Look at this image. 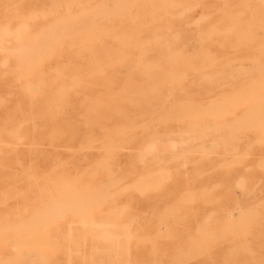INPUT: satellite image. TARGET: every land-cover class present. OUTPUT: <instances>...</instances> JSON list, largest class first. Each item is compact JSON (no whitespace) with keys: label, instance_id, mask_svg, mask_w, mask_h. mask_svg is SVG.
Instances as JSON below:
<instances>
[{"label":"rangeland","instance_id":"1","mask_svg":"<svg viewBox=\"0 0 264 264\" xmlns=\"http://www.w3.org/2000/svg\"><path fill=\"white\" fill-rule=\"evenodd\" d=\"M67 1L0 0V27L12 8L10 30L45 27ZM130 10L108 23L140 39H0V259L264 264V121L240 124L264 111V0H131ZM232 24L236 34L204 37ZM28 213L30 224L16 222ZM27 231L33 243L19 244Z\"/></svg>","mask_w":264,"mask_h":264},{"label":"bare ground","instance_id":"2","mask_svg":"<svg viewBox=\"0 0 264 264\" xmlns=\"http://www.w3.org/2000/svg\"><path fill=\"white\" fill-rule=\"evenodd\" d=\"M109 1H112V3H109ZM102 2V4L101 3H98V4H100V5H98V6H95L94 7V5L95 4H93V6L91 7H79V0H68L67 2H66V4H65V6L64 7H61V11H60V13H58V15H54V18H53V20H52V22L50 23V24H48L47 26H45V27H39V28H37V29H34V30H31V29H28L25 25H20V26H18L17 28H15L14 30H10L9 29V27H8V24L10 23L9 22V20L11 19H14L17 15H16V13H17V11L15 10V8H12V9H9V10H11V11H8V12H6L5 14V18L7 19V26H6V24H4L3 26H1L0 27V39H2V38H6V37H9V36H12V35H16V38L15 39H17V38H19V39H25V41H26V39H28L26 42H28V41H32V40H29V39H39L40 40V42H43V41H45V42H43L44 43V45L47 43V42H52V40L51 39H57L58 41H59V39H76V37H80V39H90L91 37L90 36H92V35H97L98 34V32L100 33V32H103V33H105V35L108 37V39H140L137 35H138V33H137V31L136 30H134V29H130V28H123V29H121V30H119V29H115L114 27H112V25H109V23L108 22H110V21H112V20H124L125 18H127L128 16H131V10H130V4H131V0H102L101 1ZM84 3V2H83ZM96 3V2H95ZM86 5V4H85ZM55 8H53V11H56V9L54 10ZM48 10V9H47ZM52 11V10H51ZM48 12V11H47ZM46 12V13H47ZM38 13H40V15H41V17H43L42 15H43V13H41L40 11L38 12ZM48 13H50V12H48ZM45 14V13H44ZM10 20V21H11ZM239 27H240V25H237V24H232L231 26H229V27H227V28H225L224 30H219V29H216V28H214V29H212V31H210L208 34H204V37H208L209 35H211V34H217V33H222V34H225V35H231V34H236L237 32H238V30H239ZM157 26H154V27H152L151 29H152V32H153V34H155L154 35V37H153V39H159L160 37L156 34V31H157ZM15 37V36H14ZM96 38V37H95ZM42 39V40H41ZM236 39H239L237 36H236ZM8 40V39H7ZM56 40V42H58ZM25 41H23V42H21V43H24ZM55 41V40H54ZM53 41V42H54ZM19 42V41H18ZM33 43H34V46H35V42L34 41H32ZM50 42V43H51ZM20 43V44H21ZM39 43V41L37 40L36 41V48L34 47V49L35 50H37V52H39L38 51V49H37V44ZM42 43V44H43ZM20 44H18V45H20ZM25 44H29L30 45V42L29 43H25ZM48 44V43H47ZM42 46V45H41ZM46 46V45H45ZM19 47V46H18ZM9 48V47H8ZM32 48V46H29V50H31L32 52H33V48ZM39 48V47H38ZM47 48V47H46ZM46 48H44V49H46ZM6 49V48H5ZM56 49V48H55ZM0 50H3V48H0ZM8 50V49H7ZM11 50H13V49H11ZM28 50V51H29ZM58 50V49H57ZM4 51H6V50H4ZM23 51V50H22ZM27 51V52H28ZM30 51V52H31ZM18 52V51H17ZM16 52V53H17ZM26 52V53H27ZM31 52V53H32ZM14 53V52H13ZM26 53H23L24 55H26V56H28V54H26ZM30 53V57L32 56V54ZM34 53V52H33ZM46 53H48V52H46ZM18 54H20V52L19 53H17V55ZM17 55H16V57H17ZM21 55V54H20ZM20 55H18V57H20ZM34 56V55H33ZM21 57H22V55H21ZM20 57V58H21ZM29 57V56H28ZM23 58H24V56H23ZM26 59H27V57H26ZM22 60V59H21ZM24 60H25V58H24ZM22 67V66H21ZM22 69V68H21ZM23 70V69H22ZM23 73V72H22ZM19 74V73H18ZM17 74V76H20V75H18ZM16 76V78L18 79V77ZM16 79V80H17ZM25 86H26V84H25ZM63 87V86H62ZM263 98H264V96H263ZM263 98H257V99H255V100H253L254 101V106H255V101L256 100H262ZM264 101V99L262 100V101H259V104L257 103V101H256V106H255V110H257V108L259 109V108H263V106H262V102ZM261 102V103H260ZM226 103V102H225ZM253 105V104H252ZM217 106H218V104H217ZM258 106H260V107H258ZM262 106V107H261ZM250 108L252 107V106H249ZM248 107V108H249ZM257 107V108H256ZM251 111V110H250ZM260 111V110H259ZM256 113V115L254 114V116H253V114H251L252 115V117H250V115H249V117L250 118H246L244 121H241V123L240 124H243L244 122L245 123H250V122H254L255 124H257L259 121H261V119H263L262 120V122L264 121V118H262L263 116H264V111H260L259 113H257V111H255ZM240 117V116H239ZM236 119V118H235ZM234 119V121H236ZM237 122L239 123L240 121H238L237 120ZM211 123V122H210ZM230 123H233V120H232V122L230 121ZM261 123V122H260ZM224 124V123H223ZM221 125V124H220ZM220 125H218V126H220ZM20 126V125H19ZM215 127V129H214V134L216 135V136H221V135H223L221 132H223V130L226 128V126H225V128H220V127ZM224 126V125H223ZM193 126H191V128H192ZM222 127V126H221ZM188 128V127H187ZM177 129V128H176ZM198 129V128H197ZM210 129V128H209ZM228 129V131L227 132H230V130H232L233 129V126H231V127H228L227 128ZM188 130V129H187ZM191 130V129H190ZM205 130V127H204V129H203V131ZM193 132V131H192ZM213 132V131H212ZM190 133V132H189ZM177 134H179V132L177 133ZM185 134V133H184ZM199 134V133H198ZM197 134V136L198 137H200L199 135ZM171 135V134H170ZM174 135V134H173ZM182 135V134H181ZM188 135V134H187ZM205 135V134H204ZM177 136H179L180 137V135H177ZM191 137V135H188L187 137ZM192 136H193V133H192ZM194 137V139H195V141H196V138L197 139H199L198 137ZM166 137H167V140L169 139L168 138V136L166 135ZM182 137H186V135L185 136H182ZM189 137V138H190ZM206 137V136H205ZM219 137H217V139L219 138ZM222 137L224 138V141H225V143H226V145L224 144V141H223V139H222ZM221 138H219V139H222V143H223V145L224 146H227V145H229V147H232L234 144H232L233 142H231L230 143V141L229 142H227L226 141V139H225V137L224 136H222ZM227 137V136H226ZM173 138V137H172ZM171 138V139H172ZM175 138V137H174ZM229 138H232V137H229ZM228 138V139H229ZM150 139V138H149ZM177 139V138H176ZM164 140V139H163ZM166 140V139H165ZM162 141V140H161ZM198 141V140H197ZM164 142V141H163ZM228 143H230L231 144V146H230V144H228ZM159 144H160V142H159ZM189 144H192V143H190L189 142ZM220 144H221V142H220ZM166 145V144H165ZM200 145V144H199ZM215 145H217V143H215ZM152 146V145H151ZM154 146V145H153ZM198 146V145H197ZM145 147V146H144ZM186 147V146H185ZM235 147H237V146H235ZM157 148V147H156ZM160 148V147H159ZM173 148H175L174 146H173ZM145 149V148H144ZM147 149V148H146ZM161 149V148H160ZM193 149V148H192ZM231 150H232V148H230ZM230 149L228 148V150L230 151ZM162 150V149H161ZM180 150V149H179ZM184 150V149H183ZM182 150V151H183ZM225 150V149H224ZM223 150V151H224ZM227 150V149H226ZM226 150H225V152H226ZM140 151V150H139ZM178 151V150H177ZM177 151H176V153H177ZM228 151V152H229ZM152 152V151H151ZM171 152V151H170ZM224 152V153H225ZM143 153V152H142ZM155 153H158L157 151H155ZM164 153H167V152H165L164 151ZM173 153H174V151H173ZM181 153V152H180ZM138 154V153H137ZM159 154H161L160 152H159ZM138 156H139V154H138ZM161 156V155H160ZM141 158H142V156H141ZM139 160V159H138ZM262 166V165H261ZM158 171V170H157ZM67 183V182H66ZM99 187H95V189L96 188H100V185H98ZM91 187H89V189H90ZM95 189H93V191L95 190ZM86 190V189H85ZM84 190V191H85ZM81 192H83V191H81ZM80 192V193H81ZM89 192V191H88ZM77 193V192H76ZM85 193V192H84ZM87 193V192H86ZM90 193V192H89ZM97 193H99L100 194V191L99 192H97ZM102 193V192H101ZM5 194V193H4ZM70 194H72V193H68V195L70 196ZM74 194V193H73ZM93 195H94V193H92ZM74 195H76V194H74ZM82 195V194H81ZM91 195V194H90ZM69 196H68V198H69ZM73 196V195H72ZM85 196H88V195H86L85 194ZM84 196V197H85ZM59 197V196H58ZM77 197V196H76ZM79 197H83V195L82 196H79ZM91 197V196H90ZM93 197V196H92ZM70 198H71V201L72 202H75L76 201V199L77 198H72L71 196H70ZM55 199V198H54ZM59 199L61 200L62 199V196H61V198L59 197ZM79 199H81V198H78L77 199V201H79ZM89 199H91V198H89ZM51 200H53V199H51ZM60 200H59V203H60ZM83 200V199H82ZM82 200H81V202H82ZM85 200H87V199H85ZM85 200H83V201H85ZM92 201H93V199H91ZM61 201H63L64 202V200H61ZM70 201V202H71ZM87 201H90V200H87ZM86 201V202H87ZM53 202V201H52ZM57 202V201H56ZM80 202V201H79ZM78 202V203H79ZM48 204H50L49 202H47ZM55 203V202H54ZM89 203V202H88ZM48 204H44L43 206H41L40 208H44V210H46L45 209V205H48ZM55 204H57V203H55ZM75 204V203H74ZM54 205V204H53ZM59 205H63V203L62 204H59ZM59 205L58 206H56V207H59ZM51 206V205H50ZM49 206V207H50ZM72 206V205H71ZM47 207V206H46ZM80 207H82V205L80 206ZM39 208V209H40ZM55 209H57V208H55ZM74 209V208H73ZM76 209V208H75ZM81 209V208H80ZM83 209V208H82ZM34 210V209H33ZM33 210L31 211V212H33ZM43 210V209H42ZM48 210H49V208H48ZM52 210V209H51ZM77 210H79V208H77ZM55 211V210H54ZM75 211V210H74ZM44 212V211H43ZM51 212H53V211H51ZM77 212V211H76ZM79 212V211H78ZM38 213V212H37ZM50 213V212H49ZM30 213H28V215H29ZM45 214V213H44ZM51 214V213H50ZM56 216V215H55ZM31 217H32V213H31V215H29V216H23V217H20V219L18 220V221H16V222H22V223H28V224H30L31 223V221H32V219H31ZM42 218H43V216H42ZM35 219V218H34ZM52 219H54V218H52ZM52 219H51V221H52ZM2 219L0 218V221H1ZM100 220V219H99ZM130 220V219H129ZM37 222H39V221H41V219H37L36 220ZM35 221V222H36ZM21 223V224H22ZM47 223L45 222V221H43L42 222V225H43V228H45L44 226L46 225ZM32 225V224H31ZM24 226V225H23ZM2 227H4V224H0V228H2ZM27 227V226H26ZM7 228V227H6ZM24 229H25V227H24ZM41 229H42V227H41ZM2 231V230H1ZM122 231V230H121ZM4 232L2 231V234H3ZM1 234V233H0ZM41 235H42V237H44V236H46L47 235V233L46 232H42L41 233ZM15 238H16V236H15ZM19 238H20V243L19 244H24V245H30V244H32L33 243V238H34V232L33 231H27V232H25L24 234H20V236L18 237V240H19ZM11 239V238H10ZM0 240H3V237H0ZM14 241V240H13ZM17 243H18V241H16ZM25 253V252H24ZM33 253H34V257H36L37 255H40V252L39 251H37V250H34L33 251ZM23 255H25V254H21V253H18V254H16V256H15V259H13L12 261H10V259H8V258H4V259H0V263H3V264H6V263H9V264H23V263H25V258L26 257H23ZM32 262H28V264H31Z\"/></svg>","mask_w":264,"mask_h":264}]
</instances>
